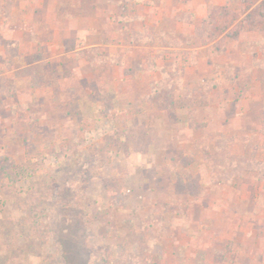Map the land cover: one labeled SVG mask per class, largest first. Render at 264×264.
<instances>
[{"label":"rangeland","instance_id":"374dc122","mask_svg":"<svg viewBox=\"0 0 264 264\" xmlns=\"http://www.w3.org/2000/svg\"><path fill=\"white\" fill-rule=\"evenodd\" d=\"M101 1L54 0V5L56 10L64 6L67 12L78 15ZM157 1L116 3L119 15L127 18V27H142L141 18L130 19L135 16L136 4ZM198 1L202 13L197 16L179 12L183 21L176 27H194V32L184 29L181 40L168 42L164 52L169 59L164 69L169 73L165 86L159 85L155 94L154 85L160 80H152L150 98L130 104L133 111L113 109L109 96H105L108 104L102 106L106 102L94 81L85 84L84 91L71 84L73 90L69 92L63 81L56 79L54 88L37 79L34 92L39 94V104L24 122L22 136L16 122L14 156H0V264H139L147 263L148 258L158 264L154 250L175 220L196 215L188 214L190 206H197L198 199L193 195H216L221 201L217 203L220 208L212 209L214 220L208 226L211 213L203 216L208 235L205 240L215 253H221V264H245L247 260L255 264L263 258L264 0ZM45 2L32 11V0H0V24L15 27L13 36L30 27L27 31L34 41L45 40L49 32L41 27L51 20L47 9L50 2ZM31 27H37L39 33L36 29L31 32ZM166 27L174 26L171 23ZM201 28L203 31L196 32ZM80 44L77 39L72 45ZM227 44L226 57L234 62L232 66L218 61ZM91 51L86 49L83 55ZM72 53L66 51L56 58L60 65L55 68L44 64L45 68L55 74L56 69L65 70L67 74L73 64ZM199 54L205 59L214 57L215 62L200 84H186L184 77L192 75ZM80 67L82 72L91 70L88 62H81ZM68 77L64 75V79ZM170 77L176 84L170 86ZM47 86L55 91L62 89L61 104L56 103ZM172 88L176 89L174 95ZM214 88H220L217 103L225 104L223 110L212 112L211 129L204 127V119L195 121L191 112L187 116L178 112L179 119L185 115L184 122L172 121L177 108L204 103ZM85 91H92V95ZM15 116L19 120V113ZM163 120L168 121L173 138L179 137L176 125H180V129L192 127L198 135L202 131L212 142L205 148L199 137V144L186 151L171 148L170 142L163 143L167 138L160 127ZM1 147L5 154L7 146ZM148 162L161 166L155 170L146 166ZM157 180L164 183L161 191ZM168 182L172 185H166ZM216 186L221 190H215ZM228 187L231 191L242 187L253 198L255 192L259 204L254 200L223 205L222 199L231 198L229 190L224 189ZM235 235L244 244L236 242ZM148 250H153L154 256ZM254 251L256 256L252 255Z\"/></svg>","mask_w":264,"mask_h":264},{"label":"crops","instance_id":"0c3cea01","mask_svg":"<svg viewBox=\"0 0 264 264\" xmlns=\"http://www.w3.org/2000/svg\"><path fill=\"white\" fill-rule=\"evenodd\" d=\"M44 2L45 4L50 2L47 9L51 20L47 21L48 25L43 24V27H41L46 28V31L49 32L47 39L34 41L33 35L28 32L30 27H24L25 30L19 31V36L16 34L13 36L15 27L0 24V156L3 155L9 158L14 156L16 134L14 130L19 124V136L23 135L24 122L29 121V113L33 112L39 104V94L37 91L34 92L37 79L42 80V84L49 87L57 85L56 79L60 82L63 81L67 84L69 92L73 90L69 88L71 84L78 91H84L85 84L94 81L96 90L106 102H102V106L108 104L106 97L109 96L113 109L130 112L132 109L130 104L150 98V83L152 80L157 79L162 82L168 77L165 75L169 73L164 72L165 66L169 62L168 57L164 54V52L167 53L168 42L181 40V34L184 29L188 32H194V27H176V25H182L183 21L180 19L179 12H185L192 16H197L199 12L202 13L200 5H196L199 4L198 0H186V2L184 0H158L154 4L139 3L135 6V16L130 19L141 18L142 27H127L126 24L128 23H125V18L119 15L120 10L116 0H102L96 5L92 4L96 6L94 7L95 9L92 8L93 6H88V10L85 9L82 14L78 15L67 12L64 6L62 10H56L54 0H32V4H30L31 10H39L37 7ZM56 12L59 13L58 17ZM66 13H68L67 16L74 17L76 20H68ZM171 23L174 27H166V25ZM31 28V32L33 29L37 31V27ZM37 33L39 32L37 31ZM77 39L82 44L74 47L72 44ZM64 40H67L70 45H66ZM227 46L228 44L221 50L223 54L219 56L218 61L219 64L226 63L232 66L234 62L231 63L226 57L228 55ZM39 47L43 49L39 51ZM86 49H92V51L89 55L86 54L84 56ZM66 51L73 52L70 59L73 64L68 68L67 74L65 70L57 71L56 69L57 74H55V71L50 72V69L45 68L44 64L53 68H55L56 64L60 65V59L57 60L56 58L64 55ZM29 57L31 58L30 61H28ZM205 58L207 57L199 54L197 61L193 65L192 75L184 77L186 84L188 81L195 82L196 85L200 84V79L209 73L215 58ZM86 61L91 65V70L87 71L85 69L82 72L80 63H87ZM92 63L94 66H92ZM31 70H34L35 73H31ZM9 72L12 73V76L8 74ZM79 73L81 74L80 76ZM68 74L69 77L64 79V75ZM170 79V86L176 84L173 77H170ZM49 87V94L52 95L54 100H57L56 103L61 104L62 89H56L55 91ZM171 91H173L172 94L174 95L176 89L172 88ZM91 92L85 91L89 95H92ZM219 93L220 88H214L208 93L204 103L196 102L192 104V108H177L174 111L172 121L184 122L185 115H183L185 118L182 116L181 120L178 118L180 117L179 113L182 111L187 116L188 112H191L190 114L194 115L195 121L202 122L204 119V127L211 129L213 124L212 112L223 110L222 108L225 104V101L217 103L216 97ZM111 103L109 102V105ZM246 103H241L240 107ZM62 104L64 105V102ZM234 110L238 111L236 106ZM244 111H247V109H244ZM17 113H19V120L15 116ZM160 113H162L161 110ZM17 121L19 122L18 124L16 123ZM180 124H183L182 127L186 126L184 123ZM223 124L226 125L225 121H223ZM160 127L162 132L167 134L164 135L167 138L163 143L170 142V144H173L171 148H176L177 150L186 151L189 148H193L195 144H199V137L201 142L206 144L205 148L209 147L212 142L210 136L201 134L202 131H200L199 135L195 134L196 131L192 127L180 129V125H176L181 135L177 139L173 138L172 133L169 132L168 121H161ZM221 127L225 130V126L220 125L219 128ZM241 127H243V124ZM181 132H183V135ZM168 134L172 137L171 139ZM219 138L222 137L217 139ZM1 145L7 146L5 154L2 152ZM148 164L146 166L155 170H157V165H160L152 162H148ZM163 184L162 180H157L156 186L159 191L162 190ZM166 185L171 186L172 183L168 182ZM214 188L215 190H221L218 186ZM224 189L229 190L230 187ZM244 190L242 187H239L236 191L229 190L231 198L222 199V204H226V206L228 204H248L255 200L256 204L255 202L254 204L258 205V194L254 192L253 198V194L249 196V192L245 193ZM193 197L198 199L196 201L197 206H190L188 214L192 215L194 212L196 219H194L195 216H182L175 220L174 227L165 235L167 237H162V244H159V247L154 250L158 256V264H201V261L204 264L222 263L221 253H215L209 247L210 243L205 240L207 227H204L203 224L206 223L203 216L205 218L211 213V217L207 222L208 226L214 214L212 209L220 208L221 205L217 203L221 201L217 199L216 195L209 198L206 196L197 197L196 195H193ZM226 219L229 221V225L232 226L231 216L229 217L228 215ZM187 224L189 225L188 228L185 226ZM229 231V237L232 239L231 230ZM235 236L236 242L244 244V240L238 238L237 235ZM243 255L244 253H241V258ZM252 255L256 256L257 253L254 251ZM262 255L263 258L259 260L261 263L257 261L255 264H264V254ZM242 262L240 261L239 264H243ZM245 264H250L249 260Z\"/></svg>","mask_w":264,"mask_h":264},{"label":"trees","instance_id":"16d2710c","mask_svg":"<svg viewBox=\"0 0 264 264\" xmlns=\"http://www.w3.org/2000/svg\"><path fill=\"white\" fill-rule=\"evenodd\" d=\"M222 28H223V27H222ZM201 31H203L202 28H201V29H198V30L196 29V32H201ZM202 41H203V40H202ZM159 85H164V86H165V81L160 82V83H157V84L154 85V88H153L154 91H153V92L156 91L155 94H156L157 92H159V91H157V90L159 89V87H160ZM0 162H1V161H0ZM216 165H218V164H216ZM226 167H228V163L226 164ZM217 170H218V169L216 168L214 172H216ZM7 171L9 172L8 169H7ZM227 171H228V170H227ZM187 190H188V192H190L188 188H187ZM150 251H151V252H150ZM150 251L148 250L147 253H150L151 256H154V253H153L154 251H153V250H150ZM139 264H154V260L151 259V258H148L147 263H139Z\"/></svg>","mask_w":264,"mask_h":264}]
</instances>
